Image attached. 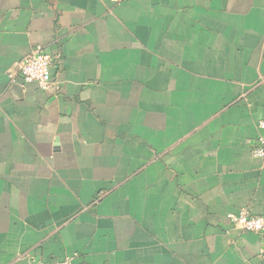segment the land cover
I'll use <instances>...</instances> for the list:
<instances>
[{"label": "crops", "instance_id": "0c3cea01", "mask_svg": "<svg viewBox=\"0 0 264 264\" xmlns=\"http://www.w3.org/2000/svg\"><path fill=\"white\" fill-rule=\"evenodd\" d=\"M261 121L264 0H0V264H264Z\"/></svg>", "mask_w": 264, "mask_h": 264}, {"label": "built area", "instance_id": "2783aa9c", "mask_svg": "<svg viewBox=\"0 0 264 264\" xmlns=\"http://www.w3.org/2000/svg\"><path fill=\"white\" fill-rule=\"evenodd\" d=\"M56 57L46 53L41 46H37L30 55L19 62L16 72L12 75L13 82L18 79L22 81V87L27 84H37L45 92L52 90L55 85L52 79L51 69L55 65ZM259 128L264 130V121L259 123ZM253 156L264 159V136L258 137L256 146L253 149ZM236 229L256 234H264V216L253 215L249 210L244 209L238 214H231L227 217ZM34 264H73V258L69 257L63 261L45 262L38 260Z\"/></svg>", "mask_w": 264, "mask_h": 264}]
</instances>
